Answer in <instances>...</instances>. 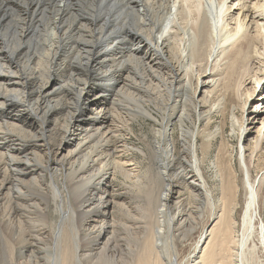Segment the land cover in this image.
<instances>
[{
    "label": "bare ground",
    "instance_id": "6f19581e",
    "mask_svg": "<svg viewBox=\"0 0 264 264\" xmlns=\"http://www.w3.org/2000/svg\"><path fill=\"white\" fill-rule=\"evenodd\" d=\"M255 83L264 86V0H0V264H250L258 250L264 261V111L254 150L240 141L239 221L229 146L211 164L219 200L200 150L222 129L190 127L232 110L240 140L249 129L238 110ZM141 120L153 126L149 155L139 150L145 171L128 155ZM144 195L142 218L156 224L140 253L130 197ZM207 210L209 232L178 260L176 243L197 234Z\"/></svg>",
    "mask_w": 264,
    "mask_h": 264
},
{
    "label": "rangeland",
    "instance_id": "374dc122",
    "mask_svg": "<svg viewBox=\"0 0 264 264\" xmlns=\"http://www.w3.org/2000/svg\"><path fill=\"white\" fill-rule=\"evenodd\" d=\"M253 86V84H251ZM251 85H247V88H251ZM257 91L256 93L254 94V96L252 97V99H250L248 101V104L246 106V111H245V114L243 116V113H241V111L238 110V116L240 119H244V122H242V126L243 128L242 129H246L248 128L249 130H247L244 135L242 137H240V140L238 139V136H239V125L241 124V120H240V124L239 125H236V129L237 131H233V127H232V115H231V111H227L225 114V117H223V114L219 113V114H215L214 116H212L211 120L208 122H203V124L200 125L199 122H197V124L195 123L193 126L190 125L191 129L195 130V132L198 130V127L202 126V127H206V125H208L210 123V131L212 133L216 132L219 128L222 129V136H219L217 135V137L213 140V144H212V147L210 148V150L207 151V149L204 147V145L202 143L205 142V140L203 138L199 139V145L200 147H202L204 149V151L201 150V154H203L202 156L205 155L206 158V162H205V165H204V168L207 172V175L209 177V181L210 182V185L212 187V189H214V195H215V199L216 200H219L221 198V193H220V187H219V184L218 182L215 181L214 179V173L212 171V168H211V164H212V161L215 159V156L217 155L218 151L220 150V147L222 144L225 143V145H228L229 146V152H231L232 156H233V159H234V166L236 168V170L238 171V182L240 184L239 186V193H238V209L235 210V213H234V217H235V220L236 221H239L240 218H241V214H242V210L244 208V204L246 202V193L243 189V183H242V180H243V174L240 170V152H241V146H240V141H243L244 138H249L251 140V143L249 145L250 149L253 151L254 148H255V144H256V139L258 138V133H257V129L260 128V125L259 124H254V121L257 122L260 120L261 115L263 114V111H264V105L262 104L261 100L263 99L264 96H262L264 94V86H261V85H257L256 83L254 84ZM258 86V87H257ZM253 88V87H252ZM261 99V100H260ZM236 100V99H235ZM235 103V101H233ZM237 104V103H235ZM234 104V105H235ZM231 108L233 106V103H230ZM27 115V113H26ZM257 115H260V117H257ZM158 119H160V117L158 116L157 117ZM32 119V118H30ZM247 120H249V122H247ZM238 126V127H237ZM202 130V128H201ZM179 128L177 127L175 129V137L177 138L179 136ZM149 137V138H148ZM129 152H128V155L131 157V158H135L136 160V163H139L140 161H142V158L143 156L141 155L140 151L139 150H145L147 151L148 155H149V149L147 148V144L149 142H152L153 141V126L151 124L150 121H143L141 120L139 123H134L133 124V134L129 136ZM149 139V140H148ZM216 140V141H215ZM228 143V144H227ZM146 144V145H145ZM137 149V150H136ZM148 149V150H147ZM210 154H209V153ZM259 158L258 160L256 161V164H257V168L255 169V176L258 174L259 175V169L260 168H263L264 167V145L262 144L260 150H259ZM149 158V157H148ZM146 159V158H145ZM138 161V162H137ZM142 165H141V168L143 169L142 171H145L146 168L149 166L147 163H149V159H146L142 161ZM146 164V165H145ZM145 166V167H144ZM61 174L59 173L58 176H60ZM260 178V175L258 176V180ZM124 179L122 176H118L115 180V186H116V190L117 191H120L121 193H123V183H124ZM119 188V189H118ZM145 196V195H144ZM129 198V196H128ZM145 196V198H143L144 200H146L145 202L144 201H136L135 199H131L130 197V202L132 203L130 205V208L131 209H134L132 212L134 218L138 216V218H135L136 220V227H138V232H139V236H137L139 238V240L143 239L145 241V239L147 237H150L151 236V233L153 232V228H154V225L156 224V221H154V217L151 215V219H147L149 221H146L144 220L142 217L144 216L143 212L146 211V208L150 207L151 208V205L149 204L150 202V198H148ZM121 199V198H120ZM142 199V200H143ZM134 201V202H133ZM136 203V204H135ZM133 205V206H132ZM140 205V206H139ZM147 205V207H146ZM137 207L138 210L135 211V208ZM146 207V208H145ZM118 210V211H116ZM114 212H115V215H119L121 214V211L120 209H116ZM142 210V211H141ZM145 210V211H144ZM141 211V212H140ZM137 212V213H136ZM52 213V214H51ZM56 214V215H55ZM141 214V215H140ZM151 214V213H150ZM207 214V216L205 215ZM204 214L203 216V221L201 223V225L199 226L198 230L197 231V234L194 233L193 236H191L190 240H188L187 242H184V243H179V241L176 243L177 245V248H176V255L178 256V260L182 261V260H186L187 257L190 255V253L193 252L192 249H194L195 245H196V242L198 240V232H200L202 229H204L205 227H207L208 223L206 224V222H208V220L206 219H209V211L207 210L206 213ZM49 215H50V218H49V225H50V228H51V232H53V235L52 237L55 239V234H57L58 232V229H59V225H60V221L59 220V214H57V212H55V208L54 206H52L50 208V211H49ZM54 215V217H53ZM206 216V217H205ZM58 217V220L55 219ZM121 218V217H120ZM37 219V218H34V220ZM51 219V220H50ZM53 219V220H52ZM119 219V218H118ZM118 219H116V224L117 226L121 225V222L119 224L118 222ZM138 219V220H137ZM261 219L263 220L264 222V210H263V213H262V217ZM146 221V225L145 222L143 221ZM153 220V221H152ZM51 222H52V225H51ZM54 222V223H53ZM138 222V223H137ZM150 225H148L149 223ZM33 225H40L42 224L40 221H33L32 223ZM140 224V226H139ZM206 224V225H204ZM55 225V226H54ZM58 225V226H57ZM129 225H132V222L130 221V223L128 224ZM54 226V227H52ZM143 226V227H142ZM148 226V227H147ZM205 226V227H204ZM56 227V228H55ZM122 228V233L124 232V234H122V236H120V238H122V242L121 244H123L124 246L126 245V239L125 237L127 238V230H124L123 231V227L122 226H119ZM54 228V229H52ZM147 228V229H146ZM147 232H146V230ZM55 230V231H53ZM210 228H206L205 230V233L208 231L209 232ZM66 231V230H65ZM145 231V233H144ZM151 232V233H150ZM121 233V232H120ZM126 233V234H125ZM15 234H17L15 232ZM143 234V235H142ZM18 235V234H17ZM20 235H22V232L20 233ZM236 237L238 236V234L236 233L235 234ZM144 236V237H143ZM124 237V238H123ZM142 237V238H141ZM21 239H19V244H21ZM124 239V240H123ZM142 240V242L138 243L137 246L138 248H136V246L133 248L135 251H140V253L143 251L142 249H144V241ZM49 242L46 244H50V251L49 252H52V250H54L55 246H53V239H49L48 240ZM167 242V240H165ZM52 242V243H51ZM142 243L144 245H142ZM141 244V245H140ZM183 244V245H182ZM49 246V245H48ZM167 248L163 250V252H165L166 254L165 255H169V251H168V245H166ZM126 247V246H125ZM205 247V244L204 245H200L199 247V250L197 252V255H196V258H199L201 253H203V249ZM138 249V250H137ZM191 249V250H190ZM167 250V251H166ZM179 252V253H178ZM4 248L1 246L0 247V260L1 258H3L2 260L4 261ZM168 253V254H167ZM183 254V255H182ZM253 254V253H252ZM257 254V256H256ZM2 255V257H1ZM249 256V255H248ZM253 256H255L254 258L251 256L247 257L249 259V263L250 264H264V261H263V256L262 254L260 253V250H258V252H256L255 254H253ZM252 259L254 261H252ZM1 260V262L3 263V261ZM252 261V263H251Z\"/></svg>",
    "mask_w": 264,
    "mask_h": 264
}]
</instances>
